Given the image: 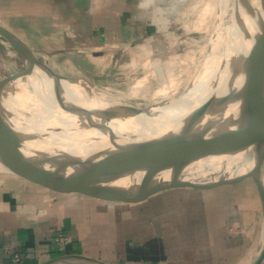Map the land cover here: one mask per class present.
<instances>
[{"label": "crops", "instance_id": "1", "mask_svg": "<svg viewBox=\"0 0 264 264\" xmlns=\"http://www.w3.org/2000/svg\"><path fill=\"white\" fill-rule=\"evenodd\" d=\"M162 17L154 15L145 0H0V22L35 48L42 60L67 55L91 78L115 67V53L118 61H125L127 55L116 49L133 47L129 42L157 32L166 24ZM10 55L20 59L16 51ZM203 190L201 198L188 199L199 205L202 229L185 230L184 240H175L177 232L168 236L165 226L156 227L167 224L175 208L146 210L163 189L126 200L144 203L143 216L128 212L123 224L105 227L92 224L103 215L89 216L87 202L93 199L86 190L55 176L0 172V264H35L64 252L117 264H247L264 228L255 180L249 176ZM72 194L83 202L74 205ZM80 205L85 209L79 214Z\"/></svg>", "mask_w": 264, "mask_h": 264}, {"label": "bare ground", "instance_id": "2", "mask_svg": "<svg viewBox=\"0 0 264 264\" xmlns=\"http://www.w3.org/2000/svg\"><path fill=\"white\" fill-rule=\"evenodd\" d=\"M230 7L229 29L235 36V47L225 56L220 58L218 56L219 61L212 68L208 67L207 76L202 74L205 66L202 67L203 62L200 60L203 58H200L195 65L196 70L191 74L195 78L190 79L188 76L189 80L187 79L186 83L190 81L191 84L182 93L175 95L172 87L178 84V77L181 74L179 70L191 57L186 54L179 57L172 53H157L151 61L149 60L150 63H147L146 72L140 77H135L131 87L133 92L127 96H136L140 94L141 85L154 83L153 91L150 92L152 94L148 96L152 102L151 110L130 100L124 102L121 99L104 98L87 80L84 83L82 80L80 82L63 80L64 105L67 110L74 113L67 110L64 112L55 93L54 78L40 68H36L26 77L19 78L14 94L9 95L6 101L30 115L28 118L31 121L28 123L30 127L44 131L53 125L52 140L58 147L78 158L109 160L119 157L129 149L154 145L182 130L197 107L195 103L210 97L226 98L228 83L233 80L236 82L230 88L231 95L244 88L247 69L241 67L243 55L240 50L248 43L254 44L260 32L259 29L264 23V0H235ZM255 59L256 56L252 62ZM191 60L195 59L192 57ZM215 76L219 80L217 85L209 82L210 78L213 79ZM154 91L160 93V99L153 98ZM184 106V110L179 113ZM152 112L157 114H150ZM69 113L74 116L80 115L85 122L89 121L95 126L68 129L65 123L70 122ZM107 119H111L109 126L116 131L113 135L96 126ZM59 126H62L60 131L56 130ZM126 126L132 127V132L124 131L123 127ZM209 134L212 138L204 155L183 170L182 176L185 178L214 180L222 175H234L252 168L264 144V113L248 123L225 130H215ZM31 148L33 149L29 143L22 146V150L17 148L0 130V151L8 150L9 155L23 152L32 154ZM3 161L5 158H0V168L7 172ZM124 180L127 181L128 178Z\"/></svg>", "mask_w": 264, "mask_h": 264}, {"label": "water", "instance_id": "3", "mask_svg": "<svg viewBox=\"0 0 264 264\" xmlns=\"http://www.w3.org/2000/svg\"><path fill=\"white\" fill-rule=\"evenodd\" d=\"M259 30L252 49L256 59L247 66V81L240 92L226 98L210 97L195 103L197 107L182 130L154 145L129 149L117 158L95 160L75 157L58 147L51 138V131L54 129L41 131L40 128L30 127V115L6 101L9 95L14 94L19 78L40 68L54 78L55 93L62 111L65 112L67 109L62 98V81L80 82L83 76L56 71L37 55L35 48L0 22V35L10 42L24 66L0 77V130L17 148L22 150L26 143L33 147L32 154L23 152L9 155L8 150H1L0 158H5L3 164L8 169L6 171L23 176H55L91 194L124 200L140 199L173 185L206 189L235 183L251 176L259 190L264 214V144L254 166L245 172L202 181L182 176L183 170L191 162L204 155L212 138L209 133L248 123L264 113V23ZM67 111L74 113L72 110ZM69 119L70 122L65 123L68 129L95 126L89 121L85 122L80 115L70 114ZM110 120L96 126L113 135L116 131L109 126ZM61 129L62 126L56 128L58 131ZM123 130L132 132V127L126 126ZM0 172H5V169L0 168ZM124 178L128 180L125 181ZM263 259L264 228L260 242L247 264H261ZM35 264L117 263L81 252H64Z\"/></svg>", "mask_w": 264, "mask_h": 264}, {"label": "rangeland", "instance_id": "4", "mask_svg": "<svg viewBox=\"0 0 264 264\" xmlns=\"http://www.w3.org/2000/svg\"><path fill=\"white\" fill-rule=\"evenodd\" d=\"M234 1L235 0H179L178 13L170 17H162L165 18V23L167 24L161 27L159 31L153 33L152 40H137L138 42L133 47L123 46V49H116V52L120 51L121 54L127 56L125 61H118L116 57L117 53H115V67L111 68L109 66V71L106 69L108 71L106 74L108 75L105 74L104 76H96L94 78L82 75L76 63L68 58L67 55L54 57L51 62L48 61V63H50L56 71L83 76V83L87 80L90 85L96 87L97 92L104 98L121 99L124 102L130 100L132 103H138L141 107L151 110L152 102L149 97L152 94L150 92L153 91L152 87L154 83H145L139 88L141 90L140 94L136 96L130 95V97L127 96L133 92L131 87L135 77H140L146 72L147 65L157 53H172L179 55V57L186 54L191 57V59L192 57L195 59H188L187 62H185L186 64L184 63V66L179 70L181 74L178 77V84L172 87V92H174L175 95L183 92L185 88L191 84L190 81L186 83L187 79L189 77L190 79L193 78L191 74L196 70L194 68L200 58H203L200 61L204 63H202L203 66H201H205L202 74L207 76L208 67L212 68V66L219 61L220 57L225 56L228 51L235 47L236 39L229 29V23H231V21L228 18L229 11L231 10L230 6ZM244 46L245 47H241L240 50L241 55H243V59L241 58V67L247 69V66L251 64L252 60L255 58V52L252 50V43H248ZM14 53L15 51L10 42L0 35V77L24 67L21 59L14 55H10ZM205 79L206 77H204V81ZM209 82L213 85H217L219 80L215 76L213 79L210 78ZM235 82L236 80H233L228 83L227 97L231 95L232 92L230 88ZM154 92L153 98L160 99V93ZM154 102H156V100H154ZM184 108L185 106L182 107L179 113H181ZM50 129H53V125H51ZM205 193L206 191L202 188L173 185L156 194L157 196L155 195V199L152 201L153 205H146V210L147 212L150 210L153 212L156 209L155 207H158L156 210L159 211L160 209L170 210L175 208L176 213L172 215L167 224H162V226L158 225L156 227L159 229L165 226V231H167L168 236H171L172 232H177V235H174L173 238H175V240H184L183 237L186 234L185 230H201V224L204 219L203 215L199 213V205H197V202L189 201L188 199L201 198ZM87 195L90 196L89 198L96 200V202L93 200L87 202L89 216L90 214L103 215L99 217L102 220L92 222V224L106 227L109 223L115 226V224H123L122 219L125 213L131 212L139 216L144 215V203L129 204L126 200L115 201L114 199H97L91 197L92 195L89 193ZM78 196L76 194L71 195L73 200H76H74V205H79V202H83L77 201ZM178 199L180 201L184 200L185 203L180 202ZM115 205L117 207H115ZM84 209V205L78 206V211L80 210L79 214L82 213ZM103 229L107 230L105 228ZM153 231H155V229H153Z\"/></svg>", "mask_w": 264, "mask_h": 264}, {"label": "clouds", "instance_id": "5", "mask_svg": "<svg viewBox=\"0 0 264 264\" xmlns=\"http://www.w3.org/2000/svg\"><path fill=\"white\" fill-rule=\"evenodd\" d=\"M150 5L151 11L154 15H161L170 17L178 13L179 0H145ZM143 8V3L140 5ZM152 23H156L155 20ZM160 28L158 27V31Z\"/></svg>", "mask_w": 264, "mask_h": 264}, {"label": "built area", "instance_id": "6", "mask_svg": "<svg viewBox=\"0 0 264 264\" xmlns=\"http://www.w3.org/2000/svg\"><path fill=\"white\" fill-rule=\"evenodd\" d=\"M167 24V23H166ZM162 26H164V24H162ZM153 33H146L141 39H139V40H142V39H144V40H152L153 38ZM138 41L136 40V41H134V42H129V44H132V45H135L136 43H137ZM57 238L59 239V240H63L64 238H63V236H57ZM14 257L16 258V259H19V254L16 252L15 254H14Z\"/></svg>", "mask_w": 264, "mask_h": 264}]
</instances>
